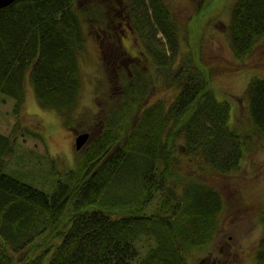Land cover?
Returning <instances> with one entry per match:
<instances>
[{"label": "trees", "instance_id": "obj_1", "mask_svg": "<svg viewBox=\"0 0 264 264\" xmlns=\"http://www.w3.org/2000/svg\"><path fill=\"white\" fill-rule=\"evenodd\" d=\"M116 1L15 0L0 9V93L15 99L16 110L29 78L39 104L72 123L84 21L106 30L120 70L128 71L120 76L121 112L113 106L110 114L120 113L77 151L73 167L55 174L51 191L6 170L14 140L0 132V264H189L190 251L217 233L224 198L192 162L222 174L238 170L246 136L227 124L230 104L215 97L211 71L194 57L174 68L178 21L166 0H122L125 23L143 38L145 57L164 74L173 69L178 87L168 112L153 105L128 131L129 112L142 105L148 87L144 73L152 83L155 75L127 65L134 58L120 43L122 20L111 13ZM228 28L236 56L251 54L264 39V0H236ZM158 30L168 48L156 38ZM246 96L254 128L264 136V77L250 78ZM260 222L264 227V218ZM143 239L148 244L141 253ZM255 264H264V234Z\"/></svg>", "mask_w": 264, "mask_h": 264}, {"label": "rangeland", "instance_id": "obj_2", "mask_svg": "<svg viewBox=\"0 0 264 264\" xmlns=\"http://www.w3.org/2000/svg\"><path fill=\"white\" fill-rule=\"evenodd\" d=\"M166 1L178 21L180 45L174 68L181 60L193 61L194 57L196 65L198 63L201 69L211 71L215 97L230 104L227 124L246 136L244 156L238 170L222 174L209 165L192 162V169L197 168L203 179L221 191L224 209L219 216L214 239L203 248L191 250L189 264H255L257 244L264 234L260 222L264 218V136L257 133L250 118L246 88L252 76L264 77V39L251 54L240 59L229 42L228 28L236 0ZM116 4V10L111 7V13L122 20L119 28L121 46L134 58L127 65L135 64L155 75L152 83L150 76L144 73L142 82H148V87L142 105L138 108V102L127 119L128 131H132L133 125L151 106L163 104L164 111L168 112L178 87L172 81L173 69L164 74L155 61L145 57L143 38L123 18L126 15L123 6L126 4L120 0V11L118 0ZM89 22H83L86 42L79 55L80 99L78 106L70 112V125H66L56 109L39 104L29 78L18 110L15 99L0 93V132L14 140L13 149L6 156V170L47 191L53 189L55 174L74 166L76 153L81 149L76 148V135L91 131L93 136H97L102 123L115 118L123 106L120 94H124L125 86L120 76L128 71L120 70V60L115 59L118 48L111 45L107 32H104L106 30L101 29L97 21ZM110 27L112 33L117 28L115 24ZM156 38L161 46L163 43L168 48L167 38L161 30H158ZM113 106L120 108V112L111 115ZM147 244L146 239L138 242L141 253Z\"/></svg>", "mask_w": 264, "mask_h": 264}, {"label": "water", "instance_id": "obj_3", "mask_svg": "<svg viewBox=\"0 0 264 264\" xmlns=\"http://www.w3.org/2000/svg\"><path fill=\"white\" fill-rule=\"evenodd\" d=\"M15 0H0V9L10 3L14 2ZM90 137V133L88 131H84L79 133L75 138V145L77 149L82 148Z\"/></svg>", "mask_w": 264, "mask_h": 264}, {"label": "bare ground", "instance_id": "obj_4", "mask_svg": "<svg viewBox=\"0 0 264 264\" xmlns=\"http://www.w3.org/2000/svg\"><path fill=\"white\" fill-rule=\"evenodd\" d=\"M89 133H90V137H89V139H88V141L86 142V144L84 145V146H87L88 144H90L91 143V141L94 139V137L95 136H93V134L91 133V131H88ZM81 133V132H80ZM79 134V133H78ZM77 134V135H78ZM76 135V136H77ZM76 138V137H75Z\"/></svg>", "mask_w": 264, "mask_h": 264}, {"label": "flooded vegetation", "instance_id": "obj_5", "mask_svg": "<svg viewBox=\"0 0 264 264\" xmlns=\"http://www.w3.org/2000/svg\"><path fill=\"white\" fill-rule=\"evenodd\" d=\"M206 258H204V260H205Z\"/></svg>", "mask_w": 264, "mask_h": 264}]
</instances>
